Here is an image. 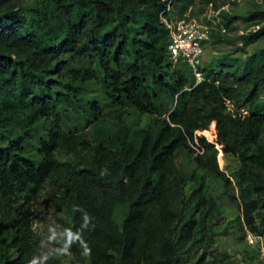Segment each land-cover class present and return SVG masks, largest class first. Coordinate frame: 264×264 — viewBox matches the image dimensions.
Wrapping results in <instances>:
<instances>
[{"label":"trees","instance_id":"16d2710c","mask_svg":"<svg viewBox=\"0 0 264 264\" xmlns=\"http://www.w3.org/2000/svg\"><path fill=\"white\" fill-rule=\"evenodd\" d=\"M24 1L0 0L1 199L49 184L68 209L58 245L81 264L223 262L227 255L210 249L228 232L219 200L232 186L242 238L264 236V98L257 101L264 52L243 65L225 56L218 71L203 66L196 83L188 63L171 57L162 20L186 17L188 0ZM221 16L222 31L240 19L260 25L240 36L244 45L264 38V9ZM93 81L107 98L89 87ZM235 81L251 91L245 112L226 113V101L243 89ZM105 100L117 106L116 121L102 115ZM127 108L149 116L146 123L127 122ZM68 113L92 127L91 137L67 126ZM220 152L238 161L231 177L220 169ZM0 264H48L29 212L6 204Z\"/></svg>","mask_w":264,"mask_h":264},{"label":"rangeland","instance_id":"374dc122","mask_svg":"<svg viewBox=\"0 0 264 264\" xmlns=\"http://www.w3.org/2000/svg\"><path fill=\"white\" fill-rule=\"evenodd\" d=\"M24 2L25 5H32L35 0H25ZM255 7L264 9V0H188L187 8L184 10L182 16L190 15L197 21L207 24L210 29L212 28L216 31L217 39L211 38L205 44L203 61L206 69L218 71L219 65L224 63L223 59L225 56H228L229 59H237L236 62L243 65L245 59L251 53L264 52V38L249 45H244L240 40L241 35L246 32L256 31L260 25H254L250 22L245 23L240 19L234 25V29L222 31L217 27L219 19L223 20L221 16L222 13L228 12L244 16ZM179 11H181L180 5H175L173 14L179 16ZM206 18L210 22H207ZM228 71L227 68H224V72ZM233 78V76H230V84H233ZM223 80L224 79H222V81ZM238 83L242 84L243 89L242 91H238L241 92V94H237L234 99L226 101V113H235L236 108L240 112H243L245 109L242 108L241 105H243L246 98L249 96L251 86L241 81H235L234 85L237 87ZM89 87H92L91 89L96 94L99 93L103 98H107L106 88L100 83L93 81ZM237 90H239V88ZM263 93L264 88L261 91L260 99H257V101L263 100ZM247 100L248 103L252 102L251 98ZM117 109V106L112 102L105 100L101 113L104 116L106 115L109 121L113 122L117 120ZM148 118L149 116L147 115H138L132 108H127L124 111V119L129 123L142 125L146 123ZM47 122L50 123L51 119H47ZM66 122L67 126L72 128L73 131L77 129L76 133L82 134L83 138L91 137L90 131L92 127L83 128V123L78 118L77 114L73 115V113H68ZM207 138L211 140L215 138V136L208 134ZM31 148H33V145ZM60 155L64 160L70 159V155L66 156L64 152ZM218 159L220 169L227 177H231L232 173L238 168L237 159L233 155L223 152H220ZM187 165L188 158L185 155H181L178 159V166L181 169H186ZM228 192L229 194H226L224 198L219 200L223 215H225L224 226L227 228L228 232L218 235L210 249L213 255L224 253L227 257L224 258L223 262H218L216 264H264V236H261L262 238L256 240L253 244L249 243L247 239V234L249 232H246L245 236L242 238L243 234L238 230L235 223L236 218L242 215L238 188L232 186L229 188ZM218 193L219 192H216V194ZM5 204L12 213H19L25 210L29 212L34 220V229L37 239L42 244L43 256L48 264H81L77 257L71 252L58 245L59 238L63 235L69 220L68 209L60 200V196L54 192L49 184H46V186L38 192L28 191L23 194L19 193L18 196L12 200L0 198V206ZM244 247L249 250L253 257L244 255L241 252V249ZM260 259L263 262H261Z\"/></svg>","mask_w":264,"mask_h":264},{"label":"built area","instance_id":"2783aa9c","mask_svg":"<svg viewBox=\"0 0 264 264\" xmlns=\"http://www.w3.org/2000/svg\"><path fill=\"white\" fill-rule=\"evenodd\" d=\"M168 9H170V5ZM162 20L171 37L169 44L171 57L175 60L181 58L187 62L196 83H200L204 80L202 67L204 66L205 44L210 40L209 26L197 21L194 17H190V15L172 20L162 16ZM260 238L262 237L252 233L247 234V239L251 244Z\"/></svg>","mask_w":264,"mask_h":264}]
</instances>
